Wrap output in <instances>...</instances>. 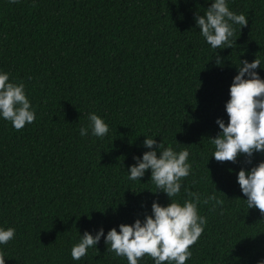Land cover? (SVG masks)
I'll return each mask as SVG.
<instances>
[{"label": "trees", "instance_id": "trees-1", "mask_svg": "<svg viewBox=\"0 0 264 264\" xmlns=\"http://www.w3.org/2000/svg\"><path fill=\"white\" fill-rule=\"evenodd\" d=\"M209 2L0 0V70L24 83L36 112L19 130L0 119V226L16 230L0 245L6 264H128L103 237L79 261L70 249L85 230H119L150 213L154 199L169 202L151 191L150 171L128 179L133 156L147 150L144 135L187 148L192 172L183 184L202 199L215 193L224 200L223 215L199 204L207 223L185 264L264 259V214L247 209L236 180L264 153H254L251 164L243 155L219 162L210 138L217 117L227 123L234 63L264 62V0H228L247 24L234 26L233 47L217 49L222 66L194 21ZM256 71L264 78V69ZM90 112L109 125L105 137L79 134ZM185 195L182 187L175 199Z\"/></svg>", "mask_w": 264, "mask_h": 264}, {"label": "clouds", "instance_id": "clouds-1", "mask_svg": "<svg viewBox=\"0 0 264 264\" xmlns=\"http://www.w3.org/2000/svg\"><path fill=\"white\" fill-rule=\"evenodd\" d=\"M194 21L199 34L215 50L217 66L223 64L217 49L233 47L236 41L234 26L241 28L247 24L246 15L230 10L228 0H210L203 14L198 11L194 14ZM234 64L237 71L224 105L228 119L225 123L223 118H216L219 131L215 137H210L214 146L211 157L219 162L235 163L243 155L251 164L254 153H264V78L256 71L258 67L264 69V62L255 57L251 61L239 59ZM35 118V108L25 92L24 83L13 81L9 72L0 70V119L11 122L19 130ZM88 121L87 127H80L81 136L103 138L109 132V125L95 112L88 114ZM155 136L144 135L143 146L147 150L140 156H133L135 163L127 170L128 179L141 181L145 172L150 171L155 191L150 190L162 191L169 202L161 204L154 199L150 213L135 218L132 223H120L119 230L117 227L109 228L106 233L103 227L94 233L85 230L70 249L72 260L79 261L89 249H97L103 237L107 250L126 258L128 264H140L143 257H150L152 264H185L192 257L190 246L200 238L207 223L206 216L199 212V204H210L211 210L223 215V199L215 193L202 199L199 192L190 191L183 184L184 178L192 172L189 150L162 147V141L157 142ZM236 180L246 197L243 201L247 209L255 207L264 214V160L251 167H241ZM182 187L186 195L175 199ZM15 233L14 227L0 226V245L8 244ZM6 257L0 250V264H6ZM257 264H264V259Z\"/></svg>", "mask_w": 264, "mask_h": 264}]
</instances>
